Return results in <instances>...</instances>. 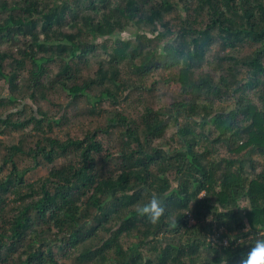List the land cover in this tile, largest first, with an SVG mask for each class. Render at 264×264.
<instances>
[{
  "label": "trees",
  "instance_id": "obj_1",
  "mask_svg": "<svg viewBox=\"0 0 264 264\" xmlns=\"http://www.w3.org/2000/svg\"><path fill=\"white\" fill-rule=\"evenodd\" d=\"M174 9L181 16L172 31L164 17ZM131 26L156 34L157 41L176 33L178 48L170 42L163 50L156 46L133 65L138 71L176 67L165 79L177 82L185 97L155 110L148 107L152 119H145L141 127L116 110L112 120L123 127L125 140L119 153L121 166L112 171L98 167L102 144L97 129L82 138L66 139L43 130L26 152L32 164L23 168L15 160L23 150L20 145L11 146L3 158V165L10 164L11 170L0 180V264H61L59 255L76 264H221L224 257L226 264H240L249 245L264 237V233L258 235L264 231V88L258 93L260 105L246 93L264 83V0H0V77L13 90L8 100H16L21 85L18 71L28 64L33 79L28 96L43 94L53 74L50 63L60 68L50 81L52 87H61L73 99L98 86V99L118 100V90L105 85L109 81L117 86V62L142 57L153 40L137 32L135 46L121 40L112 43L111 53L105 56L113 65L104 69L100 64L101 80L81 83L78 60L100 54L92 47L98 39ZM214 33L229 48L226 55L239 43L254 45L240 57L248 67L243 79L191 72ZM6 41L18 47L16 54L4 52L1 45ZM220 96L231 100L232 106H216L213 97ZM4 103L0 99V109L8 104ZM10 116L2 118L0 111L4 128L33 122L39 127L49 119L44 112L22 121ZM179 117L190 121L181 124ZM51 120L60 123L62 119ZM166 130L171 133L163 145L160 140ZM213 132L212 143L200 144ZM217 143L237 157L214 160L211 154ZM70 153L73 160L54 166L39 183L26 181L27 173L42 159L52 163L56 156L68 158ZM252 154L261 159V165L258 174L249 178L243 160ZM150 192L161 198L164 207L156 223L136 211ZM11 195L17 210L6 218V197ZM212 225L222 228L224 235L234 231L238 235L226 245L207 243L199 236L205 237ZM168 227L172 234L181 235L179 241L151 247L153 257L146 259L141 249ZM132 236L138 241L124 248L122 239ZM236 238L243 241L238 243ZM203 247L209 257H202Z\"/></svg>",
  "mask_w": 264,
  "mask_h": 264
},
{
  "label": "rangeland",
  "instance_id": "obj_2",
  "mask_svg": "<svg viewBox=\"0 0 264 264\" xmlns=\"http://www.w3.org/2000/svg\"><path fill=\"white\" fill-rule=\"evenodd\" d=\"M73 1L75 0H69V3H73ZM179 16H181L180 10L177 9L165 14L164 20L167 24L166 26L172 29V31H175L179 25ZM137 32L142 34L141 32L144 31H137L135 27L131 26L120 34L98 39L94 44L95 46L92 45V47H95V49H97L96 51L100 54L96 55L90 53L85 57V61L78 60L81 83L96 79L101 80V76L99 75L100 64L103 65L104 69L107 68L108 65H113V62L109 64L108 58L105 56L106 54L109 55L111 53L112 43L117 40H121L124 42H130L129 46H135L136 38L134 35ZM146 35H148L153 42L146 46V48L142 51V57L137 56L135 59L127 57L123 61L119 60L116 66L118 72L117 86L112 85L109 81H106L105 83V85L112 88V90H118V93L121 95V98H118V100L115 101H112L113 98L107 97H104L101 100L98 99L101 94V89L98 86L88 90L86 95L75 99H73L71 95L61 87H52V83H50V81L55 78L60 69L57 63L48 64L50 70L53 71V74H51L50 81L46 82L47 90H43V94L41 91H38L34 98L28 96L29 86L33 83V79L28 74V70L31 69L30 64L18 71V74L21 75V85L19 93L17 92L15 94L17 98L13 103L8 100L9 95L13 93V90L6 79L4 77H0V99L2 100L3 98L4 101L8 103H4L6 105L2 106L0 109L2 118H6L11 115L10 117L12 120L15 121L17 118H20V121H22L24 119H29L33 113L36 114L38 112H44V114L49 118L46 119L39 127H36L33 122L25 127L16 129L12 126L4 128V125L0 122V166L3 167V169L0 170V180L5 178L11 170L10 164L3 165V158L10 152L9 148L13 145H20L23 150V152H20L15 156V160H17L20 168L32 164L33 159L30 158L26 152L35 146L36 139L40 133H43V130L53 136L66 139L68 136L82 138L85 137L89 131L97 129L99 132L98 138L101 140L102 144L101 151L97 154L98 167L103 172L108 170L112 171L113 169L120 167L121 159L119 153L125 137L123 136V127L112 120V116L116 114V110L120 115L125 116L127 120H130L132 124H136L138 127H141L145 119H152L151 113H147L148 107L155 110L156 108L168 106L171 102L182 100L183 97H185L177 82L167 81L165 79L171 75L170 73L177 71L176 67H158L157 69L150 67L147 71L136 70L137 66H134L133 63L138 65V63L145 59L146 53H148V51H152V49L156 46L161 48V50L165 48V45L167 47L170 43L173 44L174 48L179 47L180 42L175 39L176 33L173 35H167V38L162 41H157L154 38L156 34L153 35L147 32ZM213 38V41L209 45L200 50L201 58L192 68L191 72H199L203 74L207 73L210 76L216 77L221 75L227 79L230 78L231 80L233 78L243 79L247 75L248 67L240 62V57L249 53L254 48V45H251L248 42L239 43L237 44V47L230 52V54L226 55V53L229 52V48H225L224 42L218 37L217 33H214ZM13 44V42L7 43L6 41L1 45V48L8 54H16L18 52V47ZM158 48L157 50H159ZM155 55L157 56V54ZM177 56H179V53H177ZM11 59L12 58L10 57L6 61L7 66L5 71L8 73L12 65ZM151 59H154V57L152 56ZM235 61L238 63L236 64ZM142 72L143 74H140ZM263 88L264 83L253 88H248L246 93L249 94V97H251L254 102L260 105L262 102L261 99H259L258 93L263 92ZM213 98L216 106L223 108L232 106L231 100H227L225 97L220 96ZM147 116L150 118H146ZM162 116L167 117V114L160 115V117ZM53 117H60L62 120L58 123L51 120ZM189 121L190 119L183 117H179L178 119V122L181 124L188 123ZM168 122L172 123L173 120L168 118ZM203 127L204 131H206L207 126ZM170 133V130L165 131L163 138L160 140L163 145L166 144L165 141L168 140ZM214 135L215 132L212 134L208 133V140H204L202 142L200 139V144L208 142L212 143ZM160 141L159 144L161 143ZM203 147L204 146H201V148ZM213 147L215 150L211 156L214 160L222 158L231 159L235 157L229 153V150L224 144L217 143L213 145ZM241 155H243V153ZM73 159L74 157L71 153L68 158L64 156H56L54 162L52 163L46 161V159H42L40 165L27 173L25 176L26 181L39 183L41 179L48 175L49 171L54 166L60 167ZM249 160L253 162L255 167H250ZM260 161L261 159L256 154L246 156L243 160L245 175L249 178L255 177L260 170ZM171 176L173 180L174 174H171ZM202 195L203 193L199 196ZM13 199V195L6 197V218H8L9 215H13V213L17 210V204L14 203ZM218 211L221 210L218 208ZM209 220H211V216L209 217ZM190 223L194 222L190 220ZM210 227V232L207 231L205 237L199 236L200 239L204 240L205 238V242L207 243L226 245L230 236L236 237L238 235L237 231H234L229 235H224L221 233L223 231L222 228H216L215 225ZM169 229V227L167 230L164 229L162 233L155 238V240L150 241L141 249L146 259L153 257L151 247L155 246L156 248H162L171 239H174L175 243L179 241L178 238H180L181 235H179V233H175L174 235L169 232ZM263 233L264 231L260 232L258 235H262ZM191 237L192 236L190 235H185L184 238ZM137 241L138 239L133 236L125 237L122 239L123 247L126 248L130 245V243H136ZM240 241H243V239L241 238ZM203 248L202 257H209L210 254L206 252V248ZM59 259L61 264H76L74 259H64V257L62 258L60 255Z\"/></svg>",
  "mask_w": 264,
  "mask_h": 264
},
{
  "label": "clouds",
  "instance_id": "obj_3",
  "mask_svg": "<svg viewBox=\"0 0 264 264\" xmlns=\"http://www.w3.org/2000/svg\"><path fill=\"white\" fill-rule=\"evenodd\" d=\"M137 213L145 216L150 222L156 223L164 213V207L161 198L154 192H150L149 199L146 203L140 205L136 209ZM245 231H248V226L245 225ZM235 237L230 236V239ZM237 242L240 243L238 238ZM226 264V257L221 262ZM240 264H264V237H258L249 245L247 254L242 257Z\"/></svg>",
  "mask_w": 264,
  "mask_h": 264
}]
</instances>
